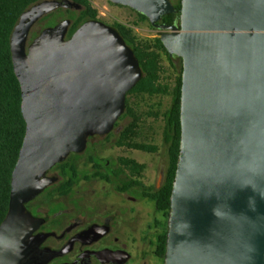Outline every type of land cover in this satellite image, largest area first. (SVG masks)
I'll list each match as a JSON object with an SVG mask.
<instances>
[{
    "label": "water",
    "instance_id": "obj_1",
    "mask_svg": "<svg viewBox=\"0 0 264 264\" xmlns=\"http://www.w3.org/2000/svg\"><path fill=\"white\" fill-rule=\"evenodd\" d=\"M144 15L182 61L181 144L173 181L164 264H264V0H109ZM71 0L28 9L11 38L26 135L0 226V264H39V222L26 204L55 179L46 173L108 135L142 79L121 35L90 21L69 36L71 20L34 25Z\"/></svg>",
    "mask_w": 264,
    "mask_h": 264
},
{
    "label": "flooded vegetation",
    "instance_id": "obj_2",
    "mask_svg": "<svg viewBox=\"0 0 264 264\" xmlns=\"http://www.w3.org/2000/svg\"><path fill=\"white\" fill-rule=\"evenodd\" d=\"M111 134L89 137L83 152L50 169L46 176L55 182L26 204L39 222L33 233L40 241L39 264H164L169 212L162 211L158 195L168 168L160 181L148 184L145 166L124 152L130 137L120 143L125 132L116 139L112 158L103 159L98 145ZM67 165H75L76 173H68ZM92 182L101 184L103 194H85ZM65 184L73 186L69 193L62 192ZM147 203L154 210L149 225L140 208Z\"/></svg>",
    "mask_w": 264,
    "mask_h": 264
},
{
    "label": "trees",
    "instance_id": "obj_3",
    "mask_svg": "<svg viewBox=\"0 0 264 264\" xmlns=\"http://www.w3.org/2000/svg\"><path fill=\"white\" fill-rule=\"evenodd\" d=\"M43 1L46 0H0V226L9 210L12 174L26 135V122L22 115L21 86L14 70L10 43L14 30L23 14L35 4ZM71 1L79 5L81 9L58 10H64L71 18L72 25L68 37H71L86 22L99 21L97 12L92 7L90 0ZM181 1L177 0L173 4L175 12L165 15L162 19V24H179L182 8ZM139 15L147 20L144 15ZM112 27L132 49L143 72L142 79L130 93L140 90L145 84L154 83L157 80L158 53L164 52L170 57L161 39L159 38L155 41V50L152 51L150 45L137 43L131 32L125 26L118 24ZM180 62V75L173 93L172 105L165 114V129L163 134L164 142L169 146V166L167 181L159 191L158 202L162 211L166 214L170 210V197L181 144V87L183 67L181 60ZM126 111L128 114H132L128 103ZM135 125L134 123L129 129L124 131L125 134L122 136L121 144L125 143L124 140L130 137L129 134L133 133ZM128 146L144 152L157 151L156 147L150 145L128 144ZM132 165L136 168H141L135 161H132ZM75 168V165H67L64 167L68 173H76ZM73 178L74 180L78 179L77 177ZM72 188L73 186L71 184H65L63 185L62 192L69 193Z\"/></svg>",
    "mask_w": 264,
    "mask_h": 264
},
{
    "label": "rangeland",
    "instance_id": "obj_4",
    "mask_svg": "<svg viewBox=\"0 0 264 264\" xmlns=\"http://www.w3.org/2000/svg\"><path fill=\"white\" fill-rule=\"evenodd\" d=\"M92 7L97 12L99 21L109 25L118 24L125 26L139 44H148L154 51L155 41L161 37L162 32L153 27L149 20L143 19L135 10L111 3L109 0H90ZM64 20H71L64 10L56 11L52 16H46L38 21L32 28L28 45L38 38L43 31L53 28ZM157 80L145 84L140 90L127 96L128 107L132 114L126 111L112 131L111 137L98 145V152L103 159H111L113 146L121 132L129 129L134 123L135 128L129 134V144L150 145L157 148L154 153L135 150L133 147L125 149L129 158L145 166L143 179L148 183H156L162 179L169 166V146L163 139L165 129V114L170 109L173 93L180 75V59L170 58L164 52L158 53ZM88 186L86 195L103 194L101 184L92 182ZM151 224L154 210L149 203L140 207ZM149 264H153L149 261Z\"/></svg>",
    "mask_w": 264,
    "mask_h": 264
}]
</instances>
